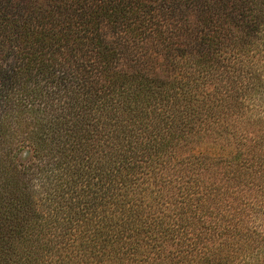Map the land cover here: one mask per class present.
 Returning a JSON list of instances; mask_svg holds the SVG:
<instances>
[{"label": "trees", "instance_id": "trees-1", "mask_svg": "<svg viewBox=\"0 0 264 264\" xmlns=\"http://www.w3.org/2000/svg\"><path fill=\"white\" fill-rule=\"evenodd\" d=\"M0 264H264V0H0Z\"/></svg>", "mask_w": 264, "mask_h": 264}]
</instances>
